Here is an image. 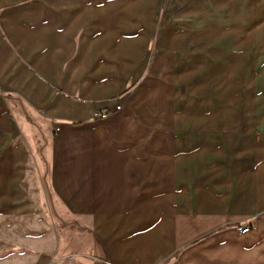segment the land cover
Instances as JSON below:
<instances>
[{"label": "crops", "instance_id": "1", "mask_svg": "<svg viewBox=\"0 0 264 264\" xmlns=\"http://www.w3.org/2000/svg\"><path fill=\"white\" fill-rule=\"evenodd\" d=\"M53 1L56 23L0 0V216H30L32 183L43 220L78 225L37 264H264V119L186 99L169 38L141 68L152 27L62 24L78 8Z\"/></svg>", "mask_w": 264, "mask_h": 264}, {"label": "rangeland", "instance_id": "2", "mask_svg": "<svg viewBox=\"0 0 264 264\" xmlns=\"http://www.w3.org/2000/svg\"><path fill=\"white\" fill-rule=\"evenodd\" d=\"M64 2L66 9L74 11L78 8V16L74 18L73 14H68L60 19L62 24H70L73 18L78 24H142L144 30L152 27L154 43L141 68L149 70L152 67L156 44L163 37L169 38L176 48L177 59L171 69L176 76L169 77L168 81H180L186 99L206 100L208 112L217 110L219 113V107H222L224 116L264 119V0ZM54 3L52 0L48 4L51 12L45 18L56 23L62 13L58 16L61 7ZM36 15L35 19H45ZM124 50L127 52L128 46L121 48L122 53ZM158 69L161 70L160 66ZM256 127H262V124ZM38 167L42 168V164ZM27 176L33 177V173L27 172ZM27 191L32 200L29 217L0 216V264H7L8 259L11 261L13 253L14 264H37L42 253L52 257L60 239L69 244L72 229L75 231L78 226L76 222L58 220L52 214V206V211L49 208L47 214L49 217L52 214L53 218L43 220L37 189L31 183ZM259 226L264 227V222ZM83 228L79 226L80 231Z\"/></svg>", "mask_w": 264, "mask_h": 264}, {"label": "built area", "instance_id": "3", "mask_svg": "<svg viewBox=\"0 0 264 264\" xmlns=\"http://www.w3.org/2000/svg\"><path fill=\"white\" fill-rule=\"evenodd\" d=\"M121 109H122L121 106H117L114 110H104V111L96 112L94 114V119H96V120H104V119L108 118L112 112H118ZM56 131L59 132L60 129L57 128ZM251 229H252V227L249 226V225H242V226H239L237 228V232L240 235H248L251 232Z\"/></svg>", "mask_w": 264, "mask_h": 264}]
</instances>
